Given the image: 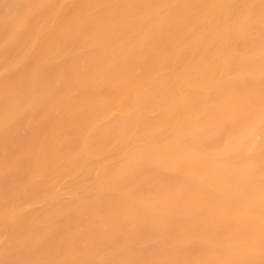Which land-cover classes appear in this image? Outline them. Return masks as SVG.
I'll return each mask as SVG.
<instances>
[{"label": "bare ground", "instance_id": "6f19581e", "mask_svg": "<svg viewBox=\"0 0 264 264\" xmlns=\"http://www.w3.org/2000/svg\"><path fill=\"white\" fill-rule=\"evenodd\" d=\"M0 264H264V0H0Z\"/></svg>", "mask_w": 264, "mask_h": 264}]
</instances>
